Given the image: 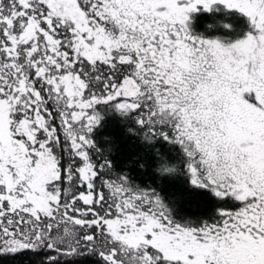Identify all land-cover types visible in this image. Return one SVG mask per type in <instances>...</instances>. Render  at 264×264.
Listing matches in <instances>:
<instances>
[{"label": "snow or ice", "instance_id": "1", "mask_svg": "<svg viewBox=\"0 0 264 264\" xmlns=\"http://www.w3.org/2000/svg\"><path fill=\"white\" fill-rule=\"evenodd\" d=\"M88 257L264 264V0H0V264Z\"/></svg>", "mask_w": 264, "mask_h": 264}, {"label": "trees", "instance_id": "2", "mask_svg": "<svg viewBox=\"0 0 264 264\" xmlns=\"http://www.w3.org/2000/svg\"><path fill=\"white\" fill-rule=\"evenodd\" d=\"M222 23H228L233 25V28L236 30L234 32H226L221 26ZM208 25H212V28H209ZM244 26V21L241 17L238 16L237 13H227L223 10L214 11L211 14L203 13L196 15L193 17L192 28L194 31L198 33H203L205 36L213 37V36H231L235 37L239 30ZM109 127L105 129V131H109L110 134L118 135V130L113 129L111 126L114 124V121H108ZM131 154L127 151L126 146L122 148V151L117 156V164L118 166L125 163L130 159ZM175 187V186H173ZM196 198L193 197L190 200L185 201V206H182L184 211H190L194 207H196ZM81 264H99V261L95 258L88 257L84 259Z\"/></svg>", "mask_w": 264, "mask_h": 264}]
</instances>
